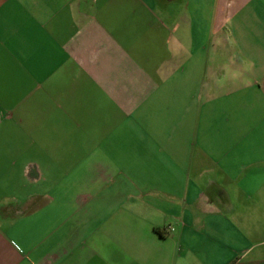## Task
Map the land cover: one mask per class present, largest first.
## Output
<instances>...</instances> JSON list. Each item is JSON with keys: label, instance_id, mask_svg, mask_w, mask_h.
<instances>
[{"label": "crops", "instance_id": "crops-1", "mask_svg": "<svg viewBox=\"0 0 264 264\" xmlns=\"http://www.w3.org/2000/svg\"><path fill=\"white\" fill-rule=\"evenodd\" d=\"M0 264H264V0H0Z\"/></svg>", "mask_w": 264, "mask_h": 264}]
</instances>
